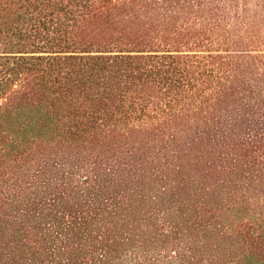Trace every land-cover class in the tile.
Instances as JSON below:
<instances>
[{"label":"trees","instance_id":"16d2710c","mask_svg":"<svg viewBox=\"0 0 264 264\" xmlns=\"http://www.w3.org/2000/svg\"><path fill=\"white\" fill-rule=\"evenodd\" d=\"M0 264H264V0H0Z\"/></svg>","mask_w":264,"mask_h":264}]
</instances>
